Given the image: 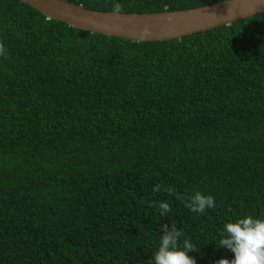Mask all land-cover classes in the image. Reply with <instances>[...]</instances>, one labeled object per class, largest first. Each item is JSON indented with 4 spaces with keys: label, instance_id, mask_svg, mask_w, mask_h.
Returning a JSON list of instances; mask_svg holds the SVG:
<instances>
[{
    "label": "trees",
    "instance_id": "1",
    "mask_svg": "<svg viewBox=\"0 0 264 264\" xmlns=\"http://www.w3.org/2000/svg\"><path fill=\"white\" fill-rule=\"evenodd\" d=\"M218 1L120 0L138 13ZM0 45V264H148L171 222L196 264L232 258L223 224L264 215V12L136 41L0 0ZM169 185L216 206L191 213Z\"/></svg>",
    "mask_w": 264,
    "mask_h": 264
},
{
    "label": "water",
    "instance_id": "2",
    "mask_svg": "<svg viewBox=\"0 0 264 264\" xmlns=\"http://www.w3.org/2000/svg\"><path fill=\"white\" fill-rule=\"evenodd\" d=\"M72 27L136 41L182 38L264 12L259 0H222L181 10L122 12L93 10L68 0H21ZM147 33L141 38V33Z\"/></svg>",
    "mask_w": 264,
    "mask_h": 264
},
{
    "label": "clouds",
    "instance_id": "3",
    "mask_svg": "<svg viewBox=\"0 0 264 264\" xmlns=\"http://www.w3.org/2000/svg\"><path fill=\"white\" fill-rule=\"evenodd\" d=\"M264 3V0H259ZM113 15H120L123 4L120 0H110ZM147 33L145 29L141 38ZM5 53V48L0 45V55ZM161 186L155 185L152 192H160ZM169 196L175 195L181 200L184 207L197 215L205 213L208 209L215 208V199L210 194H204L200 190L181 195L171 185L163 188ZM160 217L167 216L171 211V205L166 201L152 202ZM171 222V221H170ZM160 235L155 251L152 253L148 264H196L190 252L198 251L197 247L187 238H182V228H177L176 223L160 224ZM217 247L226 248L233 253L231 259L221 257L215 264H264V215H244L234 220L225 222L220 230Z\"/></svg>",
    "mask_w": 264,
    "mask_h": 264
}]
</instances>
